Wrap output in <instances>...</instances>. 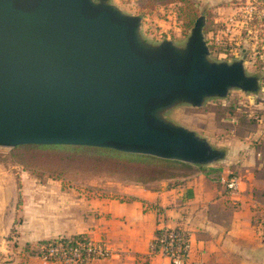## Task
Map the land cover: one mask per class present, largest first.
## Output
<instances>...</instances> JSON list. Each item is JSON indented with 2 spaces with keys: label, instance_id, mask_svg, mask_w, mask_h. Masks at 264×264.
<instances>
[{
  "label": "water",
  "instance_id": "obj_1",
  "mask_svg": "<svg viewBox=\"0 0 264 264\" xmlns=\"http://www.w3.org/2000/svg\"><path fill=\"white\" fill-rule=\"evenodd\" d=\"M114 0H0V146L78 145L198 166L223 160L168 113L233 89L261 95L262 72L210 57L202 7L181 41L145 33Z\"/></svg>",
  "mask_w": 264,
  "mask_h": 264
},
{
  "label": "rangeland",
  "instance_id": "obj_2",
  "mask_svg": "<svg viewBox=\"0 0 264 264\" xmlns=\"http://www.w3.org/2000/svg\"><path fill=\"white\" fill-rule=\"evenodd\" d=\"M142 1L149 6V0ZM195 1L198 13L202 7L207 16L204 33L210 57L233 60L245 52L246 70L262 72L263 91L261 95H253L233 89L225 98H209L198 107L180 104L168 115L205 135L213 144L228 147L229 156L211 168H199L163 158L114 157L92 146H0V170L17 173V184H0V194H12L8 206L16 209V224L48 220L52 229L47 238L15 245L29 258H0L4 264H26L28 259L30 264H97L111 259L121 252L109 239L112 213L115 205L123 202L153 206L156 227L152 241L163 229L178 228L191 238V252V233H203L198 224L211 216L227 227L236 221L235 231L244 237H258V249L264 248L261 244L264 243V0ZM114 2L142 15L137 0ZM174 5L155 6L150 13L142 15L148 37L183 39L188 28L174 35L171 32L176 21ZM160 30L166 33L160 34ZM183 184L192 186L194 203L205 204L207 209L196 213L182 210L175 225L171 209H166L161 201L166 195L164 201L173 204L167 195L170 189L166 188ZM145 189L155 190V198L148 199ZM3 205L5 202L0 201V207ZM61 240L76 246L79 256L66 257L59 253ZM44 246L53 252L45 253ZM147 253L139 259L150 258Z\"/></svg>",
  "mask_w": 264,
  "mask_h": 264
},
{
  "label": "crops",
  "instance_id": "obj_3",
  "mask_svg": "<svg viewBox=\"0 0 264 264\" xmlns=\"http://www.w3.org/2000/svg\"><path fill=\"white\" fill-rule=\"evenodd\" d=\"M223 160L203 167L211 168ZM16 174L14 171L0 170V184L5 183L11 186L17 184ZM166 189H170L167 195H169L173 204H167L164 201L166 195H163L161 204L166 209H171V219L175 225L179 216L178 213L182 210L188 213H196L207 209L205 204L194 203L195 194L192 186H184V184L170 185ZM156 194L155 190L145 189V196L148 199H154ZM11 200L12 194H0V201L5 202V205L0 207V258L14 256L29 258L27 253L17 250L15 245L47 238L51 236L52 229L48 220L16 224V209L8 206V202ZM177 201L182 202L177 203ZM174 206H177V208H173ZM112 221L111 229L109 227V239L113 247L121 252L115 253L111 259L99 261L97 264L161 263L163 258L159 254L151 255L149 252V245L156 227L153 206L145 207L142 202L118 203L115 205L114 213H112ZM201 222L203 223L198 225L203 228L200 230L203 233L195 231L191 233L192 249L188 264H264V248L258 249L257 245L260 239L254 236L244 237L240 231H235L234 224H236V221L230 222V227L217 219L213 220L211 216L205 217ZM222 230H225V232L220 233L219 231ZM233 232H238V234ZM252 242L255 243L252 244ZM146 253L150 254V258L145 261L140 260L139 256ZM0 264L4 263L0 261ZM26 264H30L29 259Z\"/></svg>",
  "mask_w": 264,
  "mask_h": 264
},
{
  "label": "built area",
  "instance_id": "obj_4",
  "mask_svg": "<svg viewBox=\"0 0 264 264\" xmlns=\"http://www.w3.org/2000/svg\"><path fill=\"white\" fill-rule=\"evenodd\" d=\"M262 47H264V45H262ZM64 243V241H60V245L58 246L61 250L58 252L64 254L66 257L77 258L79 254L75 249L76 246L74 247L73 244ZM44 247L46 249L45 253L53 252L51 248ZM55 247H57V245ZM190 248L191 238L185 231L178 228H165L160 236L153 239L149 252L151 254H157V252H159L163 258L160 264H186Z\"/></svg>",
  "mask_w": 264,
  "mask_h": 264
},
{
  "label": "trees",
  "instance_id": "obj_5",
  "mask_svg": "<svg viewBox=\"0 0 264 264\" xmlns=\"http://www.w3.org/2000/svg\"><path fill=\"white\" fill-rule=\"evenodd\" d=\"M149 1H150L148 4L149 6H145L146 4L143 3L142 0H137L138 4L141 7L143 16L150 13V10H152L155 6H161V5H165L167 3H175V5H174L175 9L173 11V16H175L174 21L175 20L176 21H175V25L173 24L174 26L171 27V32L173 35L176 33V31L183 32L187 28H189L190 25L192 24V22L194 21V19L196 18L197 14H198L197 2L195 0H149ZM147 9H149V11ZM174 27H175V29H174ZM146 30L149 31L148 29H146ZM159 33L160 34L166 33V31L160 30ZM152 34H155V33H152ZM31 145H34L37 147H48V148L49 147H57V146H65V145H37V144H31ZM77 147L86 148V146H77ZM90 148L97 149L100 152L102 151L103 153H106L107 155H112L114 157H119V158L120 157H127V158L137 159V160H142V159H146V158L158 159V157H154V156H150V155L124 153V152H120V151H117L114 149H109V148H99V147H90ZM14 158L17 159L16 157H14ZM178 163H180V162H178ZM187 165L191 166L190 164H187ZM198 167L201 168L202 166H198ZM194 170H196V169H194ZM61 241H63V240H61Z\"/></svg>",
  "mask_w": 264,
  "mask_h": 264
}]
</instances>
